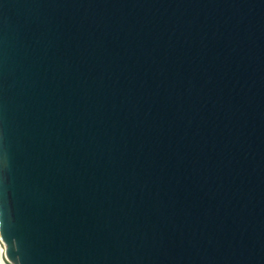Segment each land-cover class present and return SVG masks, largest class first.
I'll return each instance as SVG.
<instances>
[{
  "label": "water",
  "instance_id": "95a60500",
  "mask_svg": "<svg viewBox=\"0 0 264 264\" xmlns=\"http://www.w3.org/2000/svg\"><path fill=\"white\" fill-rule=\"evenodd\" d=\"M6 264H264V0H0Z\"/></svg>",
  "mask_w": 264,
  "mask_h": 264
},
{
  "label": "built area",
  "instance_id": "2783aa9c",
  "mask_svg": "<svg viewBox=\"0 0 264 264\" xmlns=\"http://www.w3.org/2000/svg\"><path fill=\"white\" fill-rule=\"evenodd\" d=\"M0 264H6L3 260V248L0 246Z\"/></svg>",
  "mask_w": 264,
  "mask_h": 264
}]
</instances>
